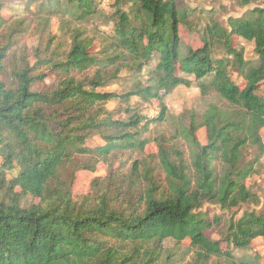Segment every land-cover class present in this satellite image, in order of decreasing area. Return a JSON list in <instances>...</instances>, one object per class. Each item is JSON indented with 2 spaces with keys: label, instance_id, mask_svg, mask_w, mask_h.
I'll return each instance as SVG.
<instances>
[{
  "label": "trees",
  "instance_id": "1",
  "mask_svg": "<svg viewBox=\"0 0 264 264\" xmlns=\"http://www.w3.org/2000/svg\"><path fill=\"white\" fill-rule=\"evenodd\" d=\"M236 1L247 6L255 0ZM110 2L111 12L104 14L101 0L27 1L37 17L59 15L68 29L71 22L96 19L111 26L97 51L75 26L61 58L35 49L33 63L24 55L10 82L0 80V264H264V256L246 252L254 239L264 241V200L247 185L264 154V8L228 17L226 26L209 16L193 27L201 47L192 49L180 35L191 26L192 11L177 0ZM2 5L0 0V11ZM6 21L0 14V27ZM233 36L253 43V58L244 57ZM7 50L0 45V71ZM49 76L56 80L47 84ZM191 76L204 109L173 116L164 97L189 86ZM112 81L119 91L100 89ZM134 97L156 103L157 114H143ZM163 124L173 127L169 137L156 130ZM200 128L205 144L196 137ZM149 134L157 140L166 190L137 159L127 192L98 178L83 194L74 193L72 179L52 185L65 168L72 178L116 152H143ZM96 137L103 143L91 145ZM249 145L256 147L254 155L246 153ZM204 203L230 211L261 207L224 219L220 238L212 240L206 232L221 220H209L199 210ZM186 239L194 251L190 261L164 245Z\"/></svg>",
  "mask_w": 264,
  "mask_h": 264
},
{
  "label": "rangeland",
  "instance_id": "2",
  "mask_svg": "<svg viewBox=\"0 0 264 264\" xmlns=\"http://www.w3.org/2000/svg\"><path fill=\"white\" fill-rule=\"evenodd\" d=\"M28 0H2L3 5L0 11L2 17L7 19L6 23L0 27V45L8 46L7 56L2 62V70L0 71V80L10 82V72L20 65L21 58L25 55L29 58V61L33 63L35 49H39L43 52V55H52L54 58H61L63 52L68 51L70 47V29L78 26L84 31L85 36L94 40V49L99 50L109 40L110 23H106L103 20H89L83 23L71 22V28H67L66 25L61 23L59 15H52L46 17L42 15L37 17L36 9L34 6L28 8ZM178 3L192 11L189 13V22L191 26L180 29V35L186 47L196 49L201 47L199 36L193 30L196 25L205 24L209 16H212L215 20L219 21L224 26L227 25L228 17H239L244 12L253 9L254 7L264 8L263 0H255L247 6H241L236 0H177ZM110 0H101L99 9L102 12L109 13L111 9L109 7ZM39 16V14H38ZM100 19V18H99ZM62 29V30H61ZM233 43L236 46L244 49V57L247 59L254 57V47L251 41L233 36ZM59 56V57H58ZM126 71L121 72L124 76ZM233 79L240 83L241 79L237 77L235 73L232 74ZM191 84L189 86H177L172 92L164 97V103L167 106L168 112L176 116L183 113L187 116L192 111H202L204 109V99L201 98L200 91L197 87V80L193 76L190 77ZM54 80V76H49L45 79V83L50 84ZM117 81L108 82L105 86L100 88L105 91H119L120 87L116 85ZM213 100H218L216 96H211ZM137 98H132V103L137 104L141 108L143 114L147 116H155L158 112L156 103L147 104L145 102L138 101ZM109 109L115 108V103L111 102L108 105ZM158 132L163 133L166 137H169L173 133V127L167 124H163L156 129ZM261 139L264 144V128L260 131ZM196 137L201 144L206 143V130L200 128L196 132ZM156 141L153 140V134H149V140H147L144 151H127L116 152L113 155H109L104 159H100L93 171L86 169H79L73 174L72 178L68 175L66 168L56 175V179L52 185H59L60 183L69 184L72 179L71 187L75 194L87 193L91 189L93 180L100 181L101 184L106 185L109 181L114 182V186L120 188L122 192L128 190V178L130 174L131 164L134 160H142L147 164L151 174L156 178L157 183L161 189H167L166 174L164 173L158 156ZM168 144L175 142L174 140H163ZM103 141L98 137L90 143L91 145L102 144ZM175 146L181 151L185 152L188 156V148L184 144L183 140H177ZM256 147L249 145L246 153L251 156L256 153ZM260 166L257 169L256 174L247 180V185L258 194L260 200H264V154L260 159ZM1 164V159H0ZM143 164V166L145 165ZM141 166V167H143ZM15 171L12 170L8 173V177H12ZM126 178V179H125ZM140 184L144 186L141 181ZM138 191V190H137ZM261 205L245 204L240 207L230 210H222L218 205L212 203H204L199 209L203 212L209 220L214 217H219L221 224L219 226H213L207 230L206 234L212 240H218L220 238V230L223 227V220L226 218L238 219L244 210L260 209ZM165 247L169 248L175 253V257L182 256L184 261L192 260L194 254L193 248L190 245L188 239L177 244L174 241L164 242ZM223 246L225 244H222ZM249 254L258 253L264 256V241L262 238H256L252 241L250 249L246 251ZM242 250H233V254L241 256L246 253Z\"/></svg>",
  "mask_w": 264,
  "mask_h": 264
}]
</instances>
